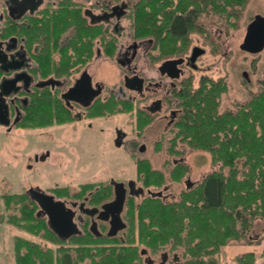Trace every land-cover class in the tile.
Here are the masks:
<instances>
[{
	"label": "trees",
	"instance_id": "16d2710c",
	"mask_svg": "<svg viewBox=\"0 0 264 264\" xmlns=\"http://www.w3.org/2000/svg\"><path fill=\"white\" fill-rule=\"evenodd\" d=\"M248 1L138 0L133 4L130 15L133 34L141 38L158 34L159 38H165L160 45L161 57L174 55L183 51L178 49L185 47L187 39L181 46L177 43L187 31L203 32L198 22L202 15L232 18L237 22ZM41 13H44L42 18L31 21L34 24L32 36L33 42L40 41L47 46L45 55L36 60L44 68V75H48L57 67L51 54L57 48L60 35L72 27L74 16L83 17L81 8H76L71 1L57 8H44ZM77 23L78 50H84L86 55L78 62L84 65L93 57L95 42L87 41L86 29L80 21ZM101 32L102 29H95L93 41ZM49 48L53 49L52 53H49ZM104 51L113 57L116 45H105ZM66 64L70 66L69 60ZM202 88L187 90L180 96L183 112L171 128L175 133L170 139L168 152L170 157H182L183 152L177 146L180 142L186 143L192 149L209 152L212 164H221L219 169L211 171L192 187H185L176 201L165 202L157 195H147L137 205V199L130 196L126 203L127 242H135L134 235H138L139 244L122 246L126 250L124 252L59 254L53 252L52 247L42 252L40 243L17 235L15 264H145L141 252H138L141 246L158 251L168 244L174 250L183 251L179 264H256L254 251L244 252L230 262L220 259V251L234 240H245L247 244L264 242V232L259 238L251 236L255 220L264 219V90L252 94L245 103H236L235 109L220 110L222 94L227 92L226 83L207 77ZM134 108L131 100L117 101L114 96L105 101L98 98L87 116L96 118L119 112L130 113ZM137 115L136 129L141 135L153 118L143 111ZM72 121L73 112L58 90L37 88L30 94L18 127L44 128ZM160 143L156 149L161 148ZM136 165L137 175L147 188L158 189L167 183L166 173L154 169L149 160L137 159ZM189 172L186 162L177 161L169 170L168 177L171 181L181 182ZM79 187L72 190L70 186H55L52 192L58 198L83 199L93 191L89 198L91 203H101L113 195L110 185L102 182H86ZM1 197L6 210L17 211L6 217L0 213L1 222L6 221L50 242L57 241L47 217L39 213L38 204L27 192L4 193ZM112 241L89 239L85 243ZM76 242L84 241L77 239ZM262 255L264 257V248Z\"/></svg>",
	"mask_w": 264,
	"mask_h": 264
},
{
	"label": "flooded vegetation",
	"instance_id": "af4514ba",
	"mask_svg": "<svg viewBox=\"0 0 264 264\" xmlns=\"http://www.w3.org/2000/svg\"><path fill=\"white\" fill-rule=\"evenodd\" d=\"M37 1H40V3L32 9L31 6L33 5L30 2L24 4L21 0H17L16 2L0 0V104L2 107L1 98H5L4 102L8 104L10 121L9 125L0 124V126L7 129L18 126V123L24 116V107L28 104L33 90L37 88H50V90H58L62 97L65 91L77 83V80L80 79L84 72L89 74L91 82H89L88 86L80 87L78 90H91L92 87L93 89L99 88L102 90L92 104L98 98L105 101L111 96L116 97L117 101L131 100L135 104L134 110L130 112L135 119V128L138 120L137 114L140 111L149 113L152 116L153 120L150 124L156 120L165 119L166 128H174V124L183 112L180 105V96L185 95L187 90H203L201 87L207 77L215 80V82L221 80L226 83L228 77L225 78L224 76L227 73L221 75L222 69L228 63L231 64V67L235 66V60H232L233 54L227 49V39L225 36L230 35L232 28L236 29V19L221 18V26L204 22L199 23L203 32L187 31L182 38L178 39L177 45L179 46L184 44V40L187 39L185 47L178 49L183 51L174 55L161 57L160 45L164 42L165 38H159L158 34H156V37L151 38L135 37L133 34L130 15L132 6L136 1L133 3L127 0ZM68 1L74 3L76 8H81L83 19L74 16L72 27L60 35L57 48L54 52L52 48H49V53L53 52L51 57L57 67L51 74L44 75V68L36 59L45 55L47 46L40 41L33 42L32 30L34 24L31 21L42 18V14L44 13H41V10L44 8H57ZM256 14L246 24L245 33ZM78 21L86 29L87 41L89 43L95 42L93 57L84 65L78 62V60L84 59L86 56L83 54L84 50H78V45H80L77 42L79 39ZM96 28L102 29L103 32L93 41V34ZM166 36L164 34V37ZM114 44L116 45L115 54L113 57H109L105 54L104 46ZM67 47L69 48L68 50ZM200 49H203L204 52L199 53L192 59L193 54ZM241 50L251 55L260 53H250L243 49ZM79 51L82 53L81 56H79ZM207 54H209V58L212 61L206 64L203 61L204 56ZM67 60L70 63L69 67L66 64ZM168 60H176L177 62L164 65ZM109 61L111 64L116 65L119 70V82H115L111 86H109L104 78L97 76L100 66ZM1 66L6 69H1ZM13 66H18L19 68L12 69ZM213 67L219 70L218 77L213 78L207 75V72L211 71ZM241 68L240 84L246 89L253 84V76L258 68L254 61L251 64H243ZM14 77L18 78L16 83L11 84L6 82V79ZM126 79L128 85L126 84ZM256 84H258L259 90H264V78L257 79ZM129 86L133 87L130 88ZM150 96L154 97L151 98ZM92 104L85 107L75 101H71V104L66 103L73 112V121L75 119L81 121L86 117L89 118L87 113ZM150 108L156 110L152 112ZM157 113H160V115H156ZM138 159L151 161L149 158L140 157ZM168 161L171 163H168ZM177 161L185 162V158L169 156L164 160L163 165H171L168 169L170 170ZM131 180L133 181L132 190L136 192L140 188H143V192L138 195L132 194L129 186V181ZM131 180L123 182L126 189V199L120 216L126 223V226V203L130 196L137 199L136 204L138 205L140 204V199L150 195L148 193L150 189L154 192H161L157 196L165 202H171L168 200L169 194L167 193L166 185L158 189H152L147 188L138 175L136 176V180ZM184 182L186 187L187 182L190 184L187 188L195 184L188 179V176L184 178ZM107 185H110L113 195L110 199L101 203H91L89 201L93 191H89L83 199H65L67 206L74 211V220L77 223L79 232L66 238L55 233L57 236L56 242H50L42 237L44 241L49 243L47 245L40 243L42 252H45L50 247L53 248V252L59 254L62 252H124L126 250L122 246H136L139 244L138 235H134L136 238L135 242H127L129 240V234L125 231L127 227L118 231L115 235L108 234L113 215L111 212H108L103 215L101 214L100 217V212L105 203L114 199L115 187L113 183ZM181 193L182 191L180 195ZM93 225L95 231L92 229ZM77 239L84 242L79 244L76 242ZM89 239H107L114 242L85 243ZM91 246H94V248H90ZM115 246H119V248H114ZM138 252H141L145 264H179L181 262V255L179 256L177 252L183 251L181 249L174 250L171 244H168L158 251H154L152 248H147L143 245L138 249ZM154 252H160V254ZM158 255H160V260L157 258Z\"/></svg>",
	"mask_w": 264,
	"mask_h": 264
},
{
	"label": "rangeland",
	"instance_id": "374dc122",
	"mask_svg": "<svg viewBox=\"0 0 264 264\" xmlns=\"http://www.w3.org/2000/svg\"><path fill=\"white\" fill-rule=\"evenodd\" d=\"M127 1L133 3L138 0ZM256 13L264 15V0H249L240 13L236 29L232 28L230 35L225 36L226 46L233 54L232 60H235V66L231 67L228 63L221 71V75L227 73L224 77H228L226 80L228 87L227 92L222 94L220 110L235 109L236 103H245L252 94L260 91L256 80L264 78V50L251 55L240 49L245 36L246 24ZM198 22L221 26L222 19L214 15H202ZM209 57V54L205 55L203 62L210 63L212 59ZM252 61L257 64L258 70L253 76V84L244 89L239 79L241 66L251 64ZM105 63L98 69L97 76L104 78L109 86L115 82L118 83L117 66L111 64L110 61ZM207 75L213 78L218 77L219 70L213 67ZM166 127L165 119L156 120L139 135L135 128V119L128 112L108 114L92 119L86 117L81 121L75 119L71 123L44 128L13 126L7 129L0 126L1 215L6 217L17 212L15 209L6 210L4 208L1 197L4 193L27 192L31 187H38L43 191L53 193L52 188L55 186H70L72 190H76L79 185L86 182L111 184L112 181L136 180V162L140 157L149 158L154 169L164 170L168 178L165 184L169 194L168 200H179L180 192L186 187L185 182L184 180L171 181L168 177V169L171 165H163L164 160L170 156L168 148L170 139L175 133L174 130ZM158 142H161L160 149H156ZM142 145L144 149L140 150ZM177 148L183 152L182 157L190 167L188 179L191 182L197 183L211 171L220 168L221 164H212L211 155L207 151L192 149L182 142ZM42 156L45 158L42 159ZM262 231H264V219L257 221L251 234L256 237ZM17 235L45 245L49 244L40 236L31 235L6 221H0V264H15ZM239 241L241 242L230 243V246L220 251L225 260L233 259L225 257L224 252H231L230 254L234 255L233 258H236L245 249L247 250L244 248L247 246L245 240ZM262 244L264 243L261 242L260 245ZM233 250L241 252H232ZM177 253L181 255V252ZM157 258L160 260V255Z\"/></svg>",
	"mask_w": 264,
	"mask_h": 264
},
{
	"label": "water",
	"instance_id": "95a60500",
	"mask_svg": "<svg viewBox=\"0 0 264 264\" xmlns=\"http://www.w3.org/2000/svg\"><path fill=\"white\" fill-rule=\"evenodd\" d=\"M12 2H16L17 0H11ZM24 4L32 3V9L40 3L37 0H21ZM25 7H27L25 5ZM124 7V6H122ZM240 48L250 52V53H258L263 51L264 49V15L256 14L253 21L248 25L245 36L243 38L242 43L240 44ZM204 52L203 49H200L198 52L193 54L192 59H194L199 53ZM1 61V60H0ZM176 60H168L164 63V65L176 63ZM18 66H13L12 69H17ZM1 69H6L1 66ZM18 80L17 77L12 79H6L7 83H16ZM90 76L87 72H84L80 79L77 80V83L65 91L62 94V98L66 101L67 104H71V101H75L80 103L81 105L88 107L92 104L94 99L100 95L101 89H93L91 90H78L80 87H86L89 85ZM127 84V79H126ZM128 85V84H127ZM91 86V85H90ZM132 88L133 86H129ZM90 89V88H88ZM3 106L0 104V124L9 125V108L8 104L5 103V98H1ZM152 112L156 109L150 108ZM144 149V145L140 147V150ZM42 159L45 156L41 157ZM115 187V197L112 201L105 203L103 205V209L100 212L101 214H106L111 212L113 217L110 221V229L108 231L109 235H115L118 231L124 229L126 227V223L122 220L120 213L123 209L125 199H126V189L123 182L112 181ZM133 181H129V186L131 189V193L139 194L143 192V188H140L136 192L132 190ZM190 184L187 182V187ZM28 195L32 200H34L39 206V213L47 217V222L50 228L58 235L66 238L70 235L76 234L79 232V228L77 223L74 220V211L72 208H69L66 204V201L60 198H56V196L52 193H48L46 191L41 190L38 187H31L27 191ZM148 193L152 196H156L161 194V192H154L152 190H148ZM97 211V210H95ZM92 229L95 231L94 225Z\"/></svg>",
	"mask_w": 264,
	"mask_h": 264
},
{
	"label": "crops",
	"instance_id": "0c3cea01",
	"mask_svg": "<svg viewBox=\"0 0 264 264\" xmlns=\"http://www.w3.org/2000/svg\"><path fill=\"white\" fill-rule=\"evenodd\" d=\"M260 220H262V218H258V219H256L255 220V224H254V227H253V229L255 228V226H256V223H257V221H260ZM263 232L264 231H262L261 232V234L259 235V236H252V234H251V236L252 237H255V238H259L262 234H263ZM239 243V242H241V241H231L230 243ZM228 244V245H226L225 246V248L227 247V246H230L231 244ZM264 243V242H263ZM247 246L246 247H244V248H247V250L245 249V251H243L242 253H244V252H247V251H254L255 252V254H256V264H264V257H263V255H262V250H263V248H264V244H262V246L260 245V244H247V243H245ZM259 246H261V248H260V250H258L259 249ZM225 248H223L224 250H225ZM228 248H230V247H228ZM243 248V249H244ZM248 249H251V250H248ZM242 250V249H241ZM232 252H241V251H239V250H233ZM225 254H224V256L225 257H228V258H232L233 260L235 259V257L233 258V256L234 255H232V254H230L231 252H224ZM242 253H240V254H242ZM239 254V255H240ZM238 256V255H237ZM220 259L222 260V261H224V262H230V261H228V260H225L224 258H223V256H222V252L220 253ZM233 260H231V261H233Z\"/></svg>",
	"mask_w": 264,
	"mask_h": 264
}]
</instances>
